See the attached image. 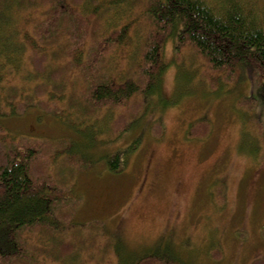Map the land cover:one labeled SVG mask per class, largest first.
<instances>
[{
	"label": "rangeland",
	"instance_id": "374dc122",
	"mask_svg": "<svg viewBox=\"0 0 264 264\" xmlns=\"http://www.w3.org/2000/svg\"><path fill=\"white\" fill-rule=\"evenodd\" d=\"M6 1L11 0H0V14ZM72 1L84 38L74 54H81V63L71 61V49L75 47L62 35L63 40L54 49L55 57L41 55L37 58L42 63L36 60V65L47 63V72L59 71L63 76L58 79L63 80L55 82L57 86L75 84L65 92L82 94L88 88L86 74L95 81L103 74L128 80L140 60L138 42L152 28L148 0ZM14 5L30 10L24 14H28L27 20L19 21V25L26 24L30 30L26 32L35 39V28L50 3L20 0ZM16 13L14 7L13 19ZM65 24L63 32L67 31ZM124 25L130 27L122 35L121 45L117 39L112 41L114 46L108 55L94 63L92 48L96 40L100 43ZM176 39L169 38L162 45L161 56L167 68L162 74L161 94L148 95L150 104L145 113L124 132L122 124L114 123L118 114L114 113L113 119L107 111L92 118L78 111L61 114L73 115L69 121L72 126L51 116L37 122L38 111L34 110L6 122L17 137L14 145L18 148L34 144H25L22 139L28 137L74 136L83 150L93 130L73 127L78 118L97 122L98 129L104 130L92 155L97 163L85 166L78 155H72L65 157L55 172L59 180V175L65 180L60 181L66 197L72 196L71 190L77 196L59 212L64 221L59 227L66 228L68 234L56 237L55 244H43L51 239L44 233L28 235V246L40 250L47 264H125L153 253L177 255L184 264H254L264 258V72L256 68L231 75L213 71L194 49L176 47ZM29 49L25 48L27 56L22 60L23 80L28 81L24 83L19 76L8 85L32 93L37 85L47 86L43 81L47 72L31 80L37 72L34 77L28 74L33 66V51ZM0 65L13 67L9 62ZM37 95L43 96L41 100L51 110L60 108L49 94ZM201 121L207 122L206 131H194ZM158 122L160 136L155 132ZM66 140L61 146L51 144L45 149L55 153L66 146ZM118 154L124 156L123 169L115 173L100 158ZM40 164L42 168L47 165L42 160ZM72 213L63 220L64 214ZM65 242L74 244L75 251L54 261L57 245Z\"/></svg>",
	"mask_w": 264,
	"mask_h": 264
},
{
	"label": "trees",
	"instance_id": "16d2710c",
	"mask_svg": "<svg viewBox=\"0 0 264 264\" xmlns=\"http://www.w3.org/2000/svg\"><path fill=\"white\" fill-rule=\"evenodd\" d=\"M80 1L74 0V3ZM14 2L20 4V0L6 1L1 7L0 14V58H3L0 64L9 62L13 66L5 68V64L0 65V264H47L46 257L40 255L42 253L40 250L28 246L26 242L29 239L28 235L44 233L51 239L42 240L43 244L53 242L55 244L56 237L68 234L66 228L64 230L59 227L60 222H64L59 212L64 207H69L76 195L73 196L71 190L73 197L70 194L66 197L60 181L65 180L58 174L59 180L55 172L60 162L72 155H78L85 166L97 163L98 159L92 155L104 130L98 129L101 127L97 122L87 123L82 118H75L78 122H75L73 127L93 130L84 141L83 150L78 147L79 143L74 136L60 139L28 137L22 139L26 140L25 144H34L18 148L14 145L17 137L7 127L6 122L12 117L16 118L34 110L38 111V115L35 116L37 122L51 116L65 125L72 126L69 121L73 119V115L61 114L78 111L87 118H92L107 111L112 117L114 113L118 114L114 123L122 124L124 132L145 113V108L150 104L147 101L148 95L156 96L162 92V74L167 68L161 56L162 45L169 38H177L178 48L180 45L181 48L194 49L213 71L231 75L256 68L264 72V0H148L147 14L151 16L152 28L143 35V41L138 42L140 60L134 65L131 77L122 80L116 79V75L107 77L103 74L101 79L95 78V81L86 74L84 77L88 88L86 87L82 94L74 90L65 92L66 89H74L75 84L70 86L62 83L61 86L60 84L57 86L55 82L63 80L58 79L63 75L56 70L47 72V63L41 67L36 65V60L40 61L37 57L41 55L47 59L55 57L54 49L56 44L63 40L62 35L75 47L71 49V61L81 63V54H74L81 45L80 40L84 38L80 36L82 29L77 20L78 12H75L73 1L48 0L49 8L35 28L36 40L28 34L30 30L26 24L19 25V21L21 23L27 20L28 14L25 17L24 14L30 10L23 7L20 9ZM14 7L17 8V16L13 19ZM73 19L75 22H72ZM64 23L67 26L65 32L62 31ZM129 27L130 25H124L120 31L110 32L100 43L96 40L92 48L94 63L101 62L108 55L114 46L112 41L117 39V43L121 45L122 35ZM20 32H23L21 37ZM50 47L52 49H49ZM25 48L29 49L28 52L33 51L32 71L28 70V74L34 77L37 72L35 79L31 80L36 81L38 79L36 77L46 75L47 72L43 80L47 81V86L37 85L32 93L19 89L17 85H8L10 82L13 84L19 76L22 80L24 78L22 67L25 66L23 61L27 56ZM49 65L53 66V63ZM78 70L82 73L84 69ZM23 81L25 83L28 79ZM49 81L53 83L52 86L49 85ZM81 82L78 83L79 87ZM7 87L11 90L7 91ZM39 93L49 94L51 100L58 102L60 108L51 110L50 105L41 100L43 96L37 95ZM58 110L61 112H57ZM207 126V122L201 121L193 130L204 132ZM160 127L161 123L158 122L155 132L159 133V136L162 129ZM64 140L66 146H62V149L59 148L55 153L49 154V150L45 149L46 145L51 144L61 146ZM35 143L40 146L37 147ZM123 158L122 154L113 158L105 155L100 160L107 161V168L116 173L123 169ZM41 160L48 166L42 168ZM71 216L73 213L64 214L63 220ZM57 246L59 250L58 255L53 257L54 261L66 258L76 249V246L69 242L59 243ZM46 253L45 251L44 254ZM115 253L119 255L118 249ZM114 256L116 257L115 254ZM125 264H184V262L177 255L174 258L166 254L153 253L142 254ZM254 264H264V258Z\"/></svg>",
	"mask_w": 264,
	"mask_h": 264
}]
</instances>
